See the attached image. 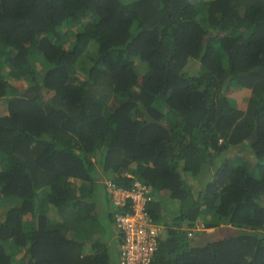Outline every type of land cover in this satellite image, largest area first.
<instances>
[{
  "label": "trees",
  "instance_id": "obj_1",
  "mask_svg": "<svg viewBox=\"0 0 264 264\" xmlns=\"http://www.w3.org/2000/svg\"><path fill=\"white\" fill-rule=\"evenodd\" d=\"M133 178L149 264H264V0H0V264H118Z\"/></svg>",
  "mask_w": 264,
  "mask_h": 264
},
{
  "label": "built area",
  "instance_id": "obj_2",
  "mask_svg": "<svg viewBox=\"0 0 264 264\" xmlns=\"http://www.w3.org/2000/svg\"><path fill=\"white\" fill-rule=\"evenodd\" d=\"M106 188L115 212L114 226L121 236L118 264H149L165 228L150 214L153 197L149 185L134 178L127 186L107 181Z\"/></svg>",
  "mask_w": 264,
  "mask_h": 264
},
{
  "label": "crops",
  "instance_id": "obj_3",
  "mask_svg": "<svg viewBox=\"0 0 264 264\" xmlns=\"http://www.w3.org/2000/svg\"><path fill=\"white\" fill-rule=\"evenodd\" d=\"M102 194H103V196H102ZM102 194H100L98 196L99 198H97L98 199L97 203L101 207L100 214L98 215V212L96 213L97 214V221L99 223H102L103 225H107V227L109 229L108 233L105 232V234H103L102 242L105 243V245L108 248H109V246L111 247L109 253H110L111 257L117 263V259H118L117 253H118V249H119L118 244H119L120 234H119V232H117V230L114 226V222H113V219L111 217V214H110L109 210L107 209L109 206V204H108L109 200L107 198V194L105 193L104 190H103ZM97 208H98V206H97ZM101 216H102V219H101ZM163 220H161V221H163ZM162 224H164V221L162 222ZM87 244H90V243L87 242Z\"/></svg>",
  "mask_w": 264,
  "mask_h": 264
},
{
  "label": "rangeland",
  "instance_id": "obj_4",
  "mask_svg": "<svg viewBox=\"0 0 264 264\" xmlns=\"http://www.w3.org/2000/svg\"><path fill=\"white\" fill-rule=\"evenodd\" d=\"M138 65V67H139V72L140 73H142L143 71H144V65L143 64H137ZM142 65V66H141ZM9 78V80L10 81H14L15 80V78H12L11 76H9L8 77ZM248 96H249V93H248V91H243V92H239L238 94H237V97L235 98V101H236V103H237V105H239L240 106V108H245V106H246V103H247V100H248ZM241 154H244L245 156H248V153H246V152H240ZM239 153V154H240ZM105 182V181H104ZM105 191V185L103 186H101V194H102V191ZM102 196H103V194H102ZM97 202H98V200H97ZM109 204V206H108V210H109V212H110V214H111V217L113 216V213H115V212H112V207H111V204H110V202L108 203ZM10 204H7V206H9ZM5 206V204H2V205H0V211H1V209L3 208ZM97 206H98V208H97ZM95 211H96V213L98 212V215L100 214V211H101V207L99 206V204L97 203L96 204V206H95ZM163 212H164V210H163ZM97 215V214H96ZM101 219H102V216H101ZM167 219V218H166ZM166 219H164L163 221H164V223H165V220ZM157 222V221H156ZM157 223H159V222H157ZM214 229L213 228H209V229H206V232H212ZM165 232V231H164ZM119 244H120V242H119ZM118 244V245H119ZM110 249H111V247L109 246V248H108V250L110 251Z\"/></svg>",
  "mask_w": 264,
  "mask_h": 264
},
{
  "label": "clouds",
  "instance_id": "obj_5",
  "mask_svg": "<svg viewBox=\"0 0 264 264\" xmlns=\"http://www.w3.org/2000/svg\"><path fill=\"white\" fill-rule=\"evenodd\" d=\"M126 174H129V173H126ZM128 176V175H127ZM129 176L130 177H132V175L131 174H129ZM134 179V178H133ZM138 179V178H137ZM140 180V179H139ZM107 181H112V180H110V179H107V180H105V182H104V185H105V192L107 193V188H106V183H107ZM107 197H108V194H107ZM108 200H109V198H108ZM162 224V223H161ZM164 225V224H163ZM200 227H201V225H199ZM165 227V226H164ZM165 229V228H164ZM201 229V228H200ZM163 234H165V232L163 231ZM163 236V235H162ZM161 236V237H162ZM118 254V253H117Z\"/></svg>",
  "mask_w": 264,
  "mask_h": 264
}]
</instances>
